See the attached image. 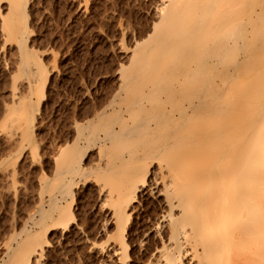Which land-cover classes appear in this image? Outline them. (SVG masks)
<instances>
[{
  "label": "bare ground",
  "instance_id": "obj_1",
  "mask_svg": "<svg viewBox=\"0 0 264 264\" xmlns=\"http://www.w3.org/2000/svg\"><path fill=\"white\" fill-rule=\"evenodd\" d=\"M29 1L0 0L2 32L18 44L28 93L12 91L6 118L25 141L33 140L28 111L43 103L50 79L23 38ZM155 1L148 33L122 49L128 62L116 71L110 100L75 123L73 140L53 156V178L42 179L44 192L70 201L43 199L48 211L38 229L12 231L2 264L39 263L49 231L75 221L76 182L64 179L86 182L88 172L108 188L102 197L111 203L122 264L131 261L127 224L142 216L140 205L149 216L135 235L146 248L141 264H264V0ZM83 136L87 146L78 144ZM95 147L86 171L85 154Z\"/></svg>",
  "mask_w": 264,
  "mask_h": 264
},
{
  "label": "rangeland",
  "instance_id": "obj_2",
  "mask_svg": "<svg viewBox=\"0 0 264 264\" xmlns=\"http://www.w3.org/2000/svg\"><path fill=\"white\" fill-rule=\"evenodd\" d=\"M154 3L155 0L29 1V34L23 38L28 39L27 47L38 56L42 67L50 71V79L43 103L37 111H28L34 118L30 125L34 141H25L15 122L6 118L12 91L16 90L18 97L28 98V93L18 77V44L8 41L2 32L1 17L7 4L0 2V264L5 259L4 245L13 232L38 229L34 222L40 220L41 212L48 211L43 199L55 196L58 205L70 201V195L64 200L57 192L48 195L43 190L42 182L50 181L55 173L53 156L63 143L73 140L75 123H85L110 100L118 81L116 71L128 62L123 50L130 49L150 30ZM35 101L31 97V106ZM86 137L78 141L80 146H87ZM92 149L85 154L86 171L92 170L98 157L96 147ZM87 174L86 182L71 175L64 179L72 177L70 181L76 182L71 205L75 221L66 228L59 226L49 231L42 240L45 249L38 264H122L111 203L102 197L108 188L99 180L104 186L100 194L101 185L98 188L99 181H95L98 179L93 178L94 173ZM140 206L137 209L142 216L136 211L130 219L134 221L127 224L135 235L139 224L149 220ZM135 235L131 237L134 245L129 246V264H141L146 259V248L141 249L145 254L141 255ZM149 240L151 244L153 239Z\"/></svg>",
  "mask_w": 264,
  "mask_h": 264
}]
</instances>
